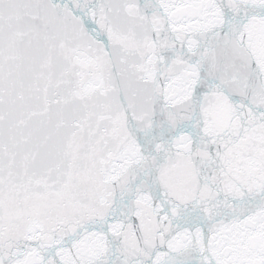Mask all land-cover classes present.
<instances>
[{
    "label": "snow or ice",
    "instance_id": "obj_1",
    "mask_svg": "<svg viewBox=\"0 0 264 264\" xmlns=\"http://www.w3.org/2000/svg\"><path fill=\"white\" fill-rule=\"evenodd\" d=\"M0 264H264V0H0Z\"/></svg>",
    "mask_w": 264,
    "mask_h": 264
}]
</instances>
